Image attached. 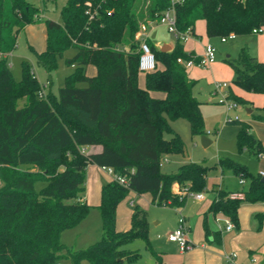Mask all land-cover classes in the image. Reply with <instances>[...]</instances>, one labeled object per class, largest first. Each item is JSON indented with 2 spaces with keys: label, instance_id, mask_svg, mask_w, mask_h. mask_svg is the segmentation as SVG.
Masks as SVG:
<instances>
[{
  "label": "trees",
  "instance_id": "1",
  "mask_svg": "<svg viewBox=\"0 0 264 264\" xmlns=\"http://www.w3.org/2000/svg\"><path fill=\"white\" fill-rule=\"evenodd\" d=\"M66 0L61 22L42 19L32 0H0V264H134L138 250L125 246L137 239L156 257L149 240L147 212L134 205L131 226L116 229V210L128 192L150 193L152 203L177 208L189 193L205 189L208 166L183 163L171 174L161 172V157L181 153L183 142L170 122L185 118L191 134L204 135L200 101L193 92L196 80L177 58H196L183 49L181 40L161 51L147 42L156 66L138 82L142 26L150 27L172 7L170 0ZM176 27L194 33L195 23L204 20L208 36L230 32L249 34L264 28V0H184L173 5ZM43 22L46 47L33 52L36 63L50 77L65 51L73 72L56 93L46 90L29 63H21L15 79L8 65L17 34L26 25ZM234 72L233 84L247 92L264 94V61L241 49L237 58H226ZM95 74L88 75L87 67ZM161 65V67L159 66ZM51 79H48V83ZM85 82L86 86H78ZM161 92L162 96L153 93ZM229 98L247 104L229 91ZM26 103L18 106V100ZM240 126L238 150L263 153L262 143L246 121L228 119ZM169 137H165L164 133ZM99 146L96 151L84 150ZM111 167L126 177L101 186L98 205L102 233L85 248L69 249L61 233L77 225L89 212L83 199L86 167ZM221 168L239 179H248L243 199L219 190L208 211L221 213L238 226L237 210L242 201L264 202V181L245 165L229 157L218 159ZM37 182L44 186L36 189ZM177 183L179 194L172 191ZM205 233L210 231L205 224ZM215 233V232H213Z\"/></svg>",
  "mask_w": 264,
  "mask_h": 264
},
{
  "label": "crops",
  "instance_id": "2",
  "mask_svg": "<svg viewBox=\"0 0 264 264\" xmlns=\"http://www.w3.org/2000/svg\"><path fill=\"white\" fill-rule=\"evenodd\" d=\"M199 21V20H198ZM201 24L199 29L196 27L194 28V33L190 34V36H196V32L201 33L202 36L199 37V43L201 44L202 50L204 49L205 44L211 43L212 38L207 35L206 33V25L204 20H200ZM204 24V25H203ZM24 31L27 32L28 38L30 40L29 49L30 47L33 48L36 52H41L46 47V27L43 25L40 29L33 28L30 24L24 27ZM254 35H261L256 38V49L255 55L257 59L264 61V31L262 33H249ZM189 36V37H190ZM220 37V36H215ZM237 37V35H236ZM234 39L227 40L221 43H227L229 41L236 40ZM151 46L155 48H161L163 45L154 44L150 41V38L147 37ZM188 39V38H187ZM186 39V40H187ZM183 40V41H186ZM170 49L173 48L174 43H169ZM184 49V47H183ZM185 50V49H184ZM201 50V53H202ZM186 52H191L195 56H200L194 50H185ZM13 52V51H12ZM11 52V53H12ZM10 53V54H11ZM9 54V55H10ZM254 55V56H255ZM216 61L211 63L208 67L214 64ZM161 67V65H159ZM89 67V66H88ZM87 67V74L94 75V71L89 72ZM190 67L188 68H195ZM200 68V67H196ZM205 68V67H204ZM212 68V67H211ZM231 68V67H230ZM232 70V68H231ZM189 78L193 79V76L189 74L187 71ZM230 77H234L233 70L230 73ZM195 80V79H194ZM233 80V78H232ZM232 82V81H231ZM52 81L50 80L47 86L44 88V91L50 90L52 93H56L50 87ZM233 84V82H232ZM139 85H141L139 83ZM233 88H236V92H234L231 86H228V92L231 91L237 96H240L247 100L249 103L248 106H253V99H254V92H247L240 87L233 85ZM155 96H162L161 92L153 93ZM25 99V98H24ZM26 103V101H25ZM24 103V104H25ZM245 105V104H241ZM240 104L235 108H232L228 111H234L239 109ZM247 113H251L246 107ZM239 117H242L239 115ZM235 119V118H231ZM241 121V118H238ZM226 125H234L233 122L225 121ZM250 130L253 135L259 139L262 143L263 147V156L252 154L249 150H247L251 156L257 157V161L254 162H247L246 168L248 171L253 175H259L261 170H264V134L257 131V127L254 124L249 123ZM239 126V125H238ZM254 130V131H253ZM237 135V134H236ZM204 136V135H202ZM212 144V141L209 145ZM208 145V146H209ZM207 146V147H208ZM99 146H87L84 150L87 151H96L99 150ZM243 150L241 152H244ZM187 163V162H184ZM244 165V164H243ZM209 170H219L222 174V185L217 184V188H205L203 191L198 192L202 193V197L200 199H195L193 197L188 196L185 199V202L182 206L177 208H172L169 206H164L165 208L169 209H181V213L174 214L172 217L171 223L169 225L163 226L162 230L159 231L160 239L155 240L153 239L151 242L152 249L156 253L153 255L147 250L144 246V262L139 263L137 260L134 264H264V202H247L242 201L238 207L237 215H238V226H235L231 230H227L225 228L224 219L227 218L221 213L213 214L208 211L209 206L216 196L219 190H226L229 192L233 191H245L249 187V180L244 179L243 183H240V179L236 176L231 170L226 168H221L218 164L214 167L208 169L207 175ZM224 170H228L231 173V176H234L238 179L237 183L238 186L229 188L227 187L226 179L223 176ZM256 172V173H255ZM112 180L111 176L108 174L105 167H99L95 164H88L86 167V177H85V192L83 194V199L90 205L89 212L87 215L74 227L64 230L61 233V241L68 247L70 243L72 244V248L80 249L85 248L88 245L97 241V237L102 233L101 229L96 228V234H91L89 229V216L95 217L94 222L101 224V216L99 211V203H100V191L101 186L105 183H109ZM263 180V178H262ZM172 191L176 194H179L181 189L177 183L172 185ZM138 205L142 209L149 210L151 206H158L152 203V197L150 193H142L137 194L134 191L128 192L127 196L119 203L116 210V229L118 231H127L131 226V215L133 213V207L131 206ZM130 206V207H128ZM146 211V210H145ZM182 216L185 220V224L188 227L187 237L193 247L187 251L181 252L177 243L169 241L167 236L171 233L178 225V219ZM159 224V222H156ZM205 224L208 227L210 233L207 236L205 233ZM102 225V224H101ZM98 226V224H97ZM215 232V233H213ZM150 233V227H149ZM73 235V242L70 240V236ZM101 237V236H100ZM71 241V242H70ZM126 247V246H125ZM127 249H131V247H126ZM133 250V249H132ZM232 254H235V257L232 261L228 260ZM255 258V262H251V259ZM61 264V263H59ZM70 264V263H69Z\"/></svg>",
  "mask_w": 264,
  "mask_h": 264
},
{
  "label": "rangeland",
  "instance_id": "3",
  "mask_svg": "<svg viewBox=\"0 0 264 264\" xmlns=\"http://www.w3.org/2000/svg\"><path fill=\"white\" fill-rule=\"evenodd\" d=\"M32 2L40 8L39 15L44 19H52L57 22H61L60 11L66 0H32ZM145 3L140 1V7H145ZM196 27L199 29L201 21H197ZM35 29H40L44 23L36 22L30 24ZM204 25V24H203ZM147 37L154 44L164 45L169 43H175L174 35L168 31L167 27L162 24H157L152 26L146 31ZM196 36H190L186 41H181L185 50H194L197 54L201 55L203 53L201 44L199 43V37L202 36L201 33L196 32ZM261 35L254 34H239L236 40L229 41L227 43H221L220 37H213L210 45L215 47V63L210 67L205 68H191L187 69L189 74L193 76L196 83L193 88V92L200 101V110L204 121V136L212 141V144L208 147H203L201 145L202 135H192L190 131V125L187 119L177 118L170 122L171 127L177 132L183 142V151L181 153L165 154L161 157L160 170L163 173L171 174L178 170V167L184 162H195L208 166L209 168L214 167L218 164V159L223 157H229L236 162L244 164L247 166V162L257 161V157L251 156L246 150L240 152L236 144V134L240 128L237 124L226 125L225 121L231 118H241L242 120H248L249 123L254 124L257 127V131L264 134V94L253 93V106H248V104L241 105L239 109L230 111L227 113L225 104L221 102V92L214 91L215 83H226L230 85L232 90L236 92V88H233L232 78L230 77L231 68L230 65L225 61L226 58H237L239 56L240 50L244 49L251 55H255L256 43L255 40ZM30 40L28 38L27 32L21 30L17 34L16 47L13 52L9 55L8 63H10V69L12 75L15 79H20L21 77V63L26 60L31 70L34 72L38 79V82L42 86H47L48 79L52 81L51 88L54 92H57L58 88L64 84V79L67 75L73 72L74 68L68 66L65 62L66 58L71 57L74 54L73 49H68L65 51L62 58L58 59L57 68L51 72V76L47 75V72L43 67L36 63L35 56L33 52L29 49ZM206 45V44H205ZM172 49V48H171ZM202 50V53H201ZM256 56V55H255ZM94 66L89 65L88 71H94ZM212 67V68H211ZM144 72L138 73V82L141 87H144ZM85 82L78 83V86H86ZM228 91V87L223 89V92ZM236 102V101H235ZM25 99L21 98L18 100V106H23ZM238 103V102H237ZM246 107L251 110V113H247ZM242 116V117H239ZM254 131V130H253ZM165 137L169 135L165 132ZM248 167V166H247ZM256 173V172H255ZM223 176L226 179L227 187L232 188L238 186V179L231 176L230 171L224 170ZM257 175V174H256ZM217 184L222 185V174L219 170H209L206 178L205 188H217ZM44 186V182H37L35 187L40 189ZM130 207V206H128ZM131 207H134L133 205ZM147 212V218L150 227L149 240L152 242L153 239L159 240V231L162 230L163 226L169 225L172 221L174 214L181 213V209H169L164 206H151L149 210L145 209ZM91 214L89 216V229L91 234H96V228L102 227L100 222H94L95 217ZM159 222V224H156ZM98 224V226H97ZM99 235L96 240L100 239ZM159 236V237H158ZM73 235L70 236V240L73 242ZM70 241V242H71ZM72 244L68 245L69 249H72ZM126 247H131L133 250H138L140 256L137 258L139 263H143L144 256V242L141 239H137ZM61 264H69V260H63ZM84 264H88L85 262Z\"/></svg>",
  "mask_w": 264,
  "mask_h": 264
},
{
  "label": "built area",
  "instance_id": "4",
  "mask_svg": "<svg viewBox=\"0 0 264 264\" xmlns=\"http://www.w3.org/2000/svg\"><path fill=\"white\" fill-rule=\"evenodd\" d=\"M172 7L165 10L159 17V19L150 24L151 28L154 25L157 24H162L167 27L168 31L171 32L175 38L180 39L181 41L186 40L189 36L190 33L189 31L187 32H180L177 27H176V15L174 11V3L176 2H182L184 0H170ZM146 28L145 26H142L139 30V32L136 35V38L140 40V54L138 58V70L140 72H149L152 71L155 66V57L154 54L147 42V34L146 31L149 29ZM264 31V28H255L252 30V33H262ZM236 37V34L233 32H230L227 35L220 36V40L222 42H225L230 39H234ZM215 52L216 49L209 43L204 46L203 53L200 56H196V58H190L188 60H184L182 58H177V62L183 65L186 69L190 67H200L204 68L209 66L211 63L215 61ZM10 66V63H8ZM48 84V82H47ZM45 86H42V89L40 91V95H44L45 91L44 88ZM228 85L226 83H215L214 85V91L218 92L220 90L221 92V102L225 104L226 110H230L232 108H235L238 106V103L235 102L233 99L229 98V92H223V89H226ZM228 120V119H227ZM259 156H263V154H259ZM108 174L111 176L112 180L120 183V184H125L127 179L124 175L118 174L114 171L113 168L111 167H105ZM259 175L264 178V170H261L259 172ZM244 180L240 179V183H243ZM0 185H1V180H0ZM188 196L193 197L195 199H200L202 197V193H189ZM229 197L232 199H243L244 198V193L242 191H233L229 194ZM225 222V228L227 230H231L235 227V224L233 221H231L229 218L224 219ZM188 233V227L185 224V220L182 216L179 217L178 219V225L177 227L168 234L167 238L169 241L177 243L179 250L181 252L187 251L193 247L191 242L189 241L187 237ZM235 257V254H232L230 257H228V260L232 261V259ZM256 259L252 258L251 262H255ZM59 264V263H56Z\"/></svg>",
  "mask_w": 264,
  "mask_h": 264
},
{
  "label": "water",
  "instance_id": "5",
  "mask_svg": "<svg viewBox=\"0 0 264 264\" xmlns=\"http://www.w3.org/2000/svg\"><path fill=\"white\" fill-rule=\"evenodd\" d=\"M161 51H168L170 50V46L168 44H164L161 48ZM211 143V140H209L206 136L201 137V145L203 147H207ZM264 181V178H263Z\"/></svg>",
  "mask_w": 264,
  "mask_h": 264
}]
</instances>
